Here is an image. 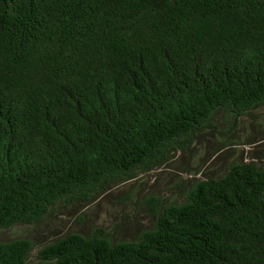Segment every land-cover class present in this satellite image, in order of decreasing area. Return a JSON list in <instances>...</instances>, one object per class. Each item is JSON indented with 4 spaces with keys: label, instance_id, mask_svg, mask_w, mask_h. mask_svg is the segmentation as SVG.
<instances>
[{
    "label": "trees",
    "instance_id": "trees-1",
    "mask_svg": "<svg viewBox=\"0 0 264 264\" xmlns=\"http://www.w3.org/2000/svg\"><path fill=\"white\" fill-rule=\"evenodd\" d=\"M263 106L264 0H0V230L94 202ZM149 203L132 238L69 232L34 264H264V167ZM33 249L0 242V264Z\"/></svg>",
    "mask_w": 264,
    "mask_h": 264
},
{
    "label": "rangeland",
    "instance_id": "rangeland-1",
    "mask_svg": "<svg viewBox=\"0 0 264 264\" xmlns=\"http://www.w3.org/2000/svg\"><path fill=\"white\" fill-rule=\"evenodd\" d=\"M214 123L215 128L195 137L186 151L177 152L162 166L138 172L134 179L114 186L94 202L60 204L38 224L2 229L0 242L32 241L29 261L34 264L43 246L69 232L105 227L120 239H130L150 223L151 198L178 199L191 179L220 176L235 161L264 167V106L236 121L218 116Z\"/></svg>",
    "mask_w": 264,
    "mask_h": 264
}]
</instances>
